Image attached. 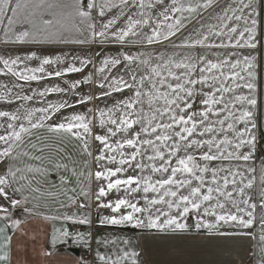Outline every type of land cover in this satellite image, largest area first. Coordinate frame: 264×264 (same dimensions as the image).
Instances as JSON below:
<instances>
[{
  "label": "snow or ice",
  "instance_id": "1",
  "mask_svg": "<svg viewBox=\"0 0 264 264\" xmlns=\"http://www.w3.org/2000/svg\"><path fill=\"white\" fill-rule=\"evenodd\" d=\"M109 9L118 11L105 21V12ZM156 9L161 11L153 19L149 10L155 13ZM209 9L212 12L207 17L208 22L201 23L203 12ZM196 17H200L197 21L200 27L175 47L223 49L224 53L213 52L216 59L202 54L179 59L160 56L155 65L143 58V53L138 56L121 53L126 68L139 61L137 68L143 67L144 72L139 80L132 74L131 84L122 77H111V83H107L108 77L104 78L111 92L123 93L127 88L132 95L106 112L97 110L103 134L94 133L95 114L89 117L73 113L54 125L44 123L50 118L49 108L59 111L71 107L67 103L25 110L23 116L19 112L0 111V118L4 120L0 125L3 127L0 164L4 166L0 171V199L6 202L0 204V264H14V234L22 229V221L12 219L7 205L13 209L27 205L29 197L51 200L59 204V209L70 206L77 209L75 213L43 216L49 221L92 226L94 197L96 221L100 226L131 225L161 232H184L190 228L184 221L194 214L196 230L238 236L248 233L222 232L221 228H251L258 207L253 200L258 198L259 240L264 245V164L259 169L257 184V169L247 163L251 153L244 151L249 147L254 149L257 139L254 134L258 127L254 111L258 103L257 57L243 54L245 49L256 50L258 44L264 46V31L258 39V26L264 24V0H231L230 3L226 0H170V3L119 0L118 4L111 0H0V32L6 44L42 43L53 39L84 44L101 38L100 42L135 45L146 41L152 45L175 37L186 27V21ZM66 33H77L84 38H66ZM33 58L34 54L23 59L0 57V64L6 69L5 74L28 82L43 79L45 66L63 63L60 57H45L36 68L25 65L22 70H16L14 67L24 63V59ZM121 62L119 57H106L98 72L103 74ZM80 63L83 66L90 61L85 59ZM81 70L70 64L49 75L60 77L65 71ZM105 83H100L99 87L104 89ZM71 86L74 88L76 84ZM61 91L63 89L57 86L39 95ZM111 92L103 91L101 95L107 97ZM19 98L32 99L31 96ZM88 99L91 97L77 103L83 104ZM197 99L204 107L199 112L191 111ZM37 113L41 115L34 121ZM22 120L27 123L20 122ZM41 128H46L47 137L42 138L33 131ZM53 138L58 141L57 154L64 152L60 145L66 140L78 145L80 160H74L71 155L53 159L47 154ZM92 141L99 142L98 154L91 150ZM129 168L133 169L131 174H127ZM52 169L60 173L59 191L54 185L47 190L41 186L47 183ZM93 181L98 183L95 190L91 188ZM121 189L125 196L105 202L110 192ZM78 196H83L85 202H79ZM135 196L143 200L142 206L139 201L133 202ZM39 207L38 203L33 205V209ZM33 209L25 207L26 212L38 215ZM86 209L87 214H78ZM101 209L110 210V214L100 215ZM58 237L85 238L83 233L71 234L67 227L54 228L53 244ZM87 237L93 238L91 231ZM96 243L105 251L97 252L94 264H138L139 253L131 249L129 239L104 236L96 238ZM259 257L258 264H264V246L260 248Z\"/></svg>",
  "mask_w": 264,
  "mask_h": 264
},
{
  "label": "rangeland",
  "instance_id": "2",
  "mask_svg": "<svg viewBox=\"0 0 264 264\" xmlns=\"http://www.w3.org/2000/svg\"><path fill=\"white\" fill-rule=\"evenodd\" d=\"M103 2V0H101ZM112 3H119V0H111ZM147 2V0H146ZM227 3H230L231 0H226ZM155 3V0H153ZM165 3H170V0H165ZM226 6V5H225ZM117 9H109L105 12V21L111 18L115 13H117ZM125 12L128 10L125 9ZM153 19L156 18V15L161 11V9H156L155 13H152ZM219 11V10H217ZM212 10L209 9L203 12L204 20L201 23L208 22L207 17ZM200 20V17H196L192 19L190 22L186 21V27L182 28L180 32L177 33L175 37L170 38L168 41H161L158 44L148 45L145 42L139 44H120L116 42H100L101 38H97L95 41L91 43H61L55 39L51 41H45L42 43H24V44H14V43H4L3 33L0 32V47L14 49L17 52L16 56L21 57L22 59L33 55L34 57L31 60L24 59V63L18 64V70H22L25 65L28 68H36L40 65L41 59L47 57L51 59H55L56 57H60L63 63L54 64L52 66H45L44 78L37 81H28L25 82L16 78L14 83L3 82L0 79V97H3L0 100H4L5 102H0V111H8L11 113L19 112L21 116L25 114V110H33L37 108H49L50 105H59L62 103H67L71 105V107H65L60 109L59 111H55L52 108H49L48 116L49 119L45 120V122L50 123H59L62 122L64 117L70 116L73 113L87 114L89 117H92L93 114L96 115L94 133L95 134H103L104 129H102L99 125V116L97 110H104L112 108L114 104H116L120 100H124L127 97L132 95L131 92L128 91L127 88L124 89L123 93L111 92V89L107 87V83H111V77L123 78L124 81L129 84L132 83L131 75L135 74L136 79L139 80L140 74L144 72V68H137L139 61L132 64L130 68H126L125 63L123 62L121 53H127L131 55H139L140 53L144 54L143 58L150 59L151 63L155 65L159 61L157 57L163 56L165 59L168 57H173L175 59H179L182 56L191 55L193 57L197 56V54L205 55L211 59H216L215 56L212 55L213 52L224 53L225 50H216L213 49L208 51L207 49H202L197 47L196 49H182L178 46L182 43V41L186 38H189L194 35L195 30L200 27V23L197 21ZM214 22V21H212ZM97 28H99V18H97ZM264 31V24L258 26V39H260V32ZM66 38H80L77 33H66ZM43 39V38H41ZM91 39V37H89ZM134 39V38H129ZM262 44H264V40H262ZM239 51V50H237ZM179 54V55H178ZM243 54L247 55H255L257 57L256 60V83H257V108L254 110L256 115V120L258 127L254 130V134L256 135V146L255 148H245L244 151L251 153V159L247 162L248 166L255 167L257 169V181L259 183V169L262 164H264V46L258 44L256 50H243ZM119 57L121 58V64L117 65L115 68L109 67L104 71L103 74L98 72V69L103 67V60L105 58ZM89 60L90 63L86 65H81V60ZM74 65L82 70L80 72H64V74L60 77H56L55 75H49V73H54L56 70H64L68 65ZM5 71V70H2ZM1 71V72H2ZM31 74V73H30ZM37 75H40L37 73ZM108 77L109 80L105 83L104 78ZM87 80V82H85ZM79 82V83H77ZM75 83L76 87H72L71 85ZM100 83H105V88L101 89L99 87ZM60 87L63 89L61 92H45V95H39L40 92L45 91L47 88ZM197 90H199V85L196 86ZM103 91L111 92L110 96H103L101 93ZM243 92H247L246 89L242 90ZM31 96V100H23L19 97ZM91 97L85 101V103L80 104L77 101L85 98ZM194 108L191 111L199 112L203 109V104L199 102V99L193 101ZM13 107L16 109L14 110ZM89 109H92V112H89ZM147 109H145L146 111ZM118 114V113H116ZM41 115L37 113L33 120L35 121L38 116ZM3 119V118H0ZM107 119V117H105ZM27 123L26 121H20ZM19 123V122H18ZM1 125V124H0ZM139 127L138 125L136 126ZM242 127V125H239ZM0 134H3V127H0ZM111 142V140L109 141ZM91 150L94 154H98L99 142L92 141L90 142ZM2 147V145H0ZM119 159V156H117ZM139 159V157L137 158ZM103 163V162H102ZM95 171V167H94ZM133 169L129 168L127 174H131ZM137 174H139L137 172ZM106 183V182H105ZM98 183L93 181L91 184L92 189H96ZM112 194H108L105 200L114 201L117 197L125 196L123 189L119 192L113 190ZM131 198V197H129ZM139 201L140 205H143V200L140 199V196H135L133 202ZM257 204V212L256 219L254 221L253 226L250 228L256 237V252L254 253L255 262L258 264L259 261V253L260 248L264 245L261 244L259 240L261 225L259 223V199L256 198L253 200ZM191 220L192 224L196 223L195 215H190L185 223Z\"/></svg>",
  "mask_w": 264,
  "mask_h": 264
},
{
  "label": "crops",
  "instance_id": "3",
  "mask_svg": "<svg viewBox=\"0 0 264 264\" xmlns=\"http://www.w3.org/2000/svg\"><path fill=\"white\" fill-rule=\"evenodd\" d=\"M17 52L14 49L0 47V57L15 58ZM18 70L17 65L14 66ZM5 70V71H2ZM2 71V72H1ZM6 69L0 64V79L3 82L14 83L17 77L10 73L5 74ZM4 103V100H0ZM14 110H16L13 107ZM12 113V111H11ZM16 113V112H13ZM0 124H4V120L0 119ZM46 125L56 124L45 122ZM36 135L42 138L48 136L46 128L33 130ZM49 143L52 144L48 150L49 155L53 159L59 156L71 155L74 160H80V149L67 140L60 145L64 149L63 153L57 154L56 147L58 141L53 138ZM3 164H0V171L3 170ZM71 168L72 165L69 164ZM94 171V167H93ZM47 183H42V189L47 190L54 185L55 190L60 189V173L54 169L50 170L47 176ZM75 180H73V184ZM87 187L88 182L83 181ZM94 190V189H93ZM79 187H77V193ZM109 194H112L111 192ZM107 197V196H106ZM104 198V200L106 199ZM14 198L19 199V196ZM30 203L27 205L21 204L17 208L9 207L12 219L22 221V229L14 234L13 240V261L14 264H94L96 262L97 252H104V248H98L96 238L107 236L109 239L121 238L131 241V249L139 253L138 264H256V237L254 232L249 229H234L228 226L221 228L222 232H237L244 231L248 235H218L209 233L207 230H196L192 221H188L190 226L188 231L161 232L157 229L133 228L131 225L123 226H100L96 221L95 216V198H92V219L93 225H74L71 222L63 220L49 221L44 220L45 215H58L64 213H75V206L59 209L58 203H53L51 200H32L29 197ZM65 204H68L66 198H61ZM78 201L84 203V197L78 196ZM109 200H105L108 202ZM39 204L40 207L33 209V205ZM0 204L6 202L0 199ZM25 207L33 209L38 215H32L25 211ZM59 209V211H58ZM88 210H83L78 214H87ZM110 210L101 209L100 215H109ZM67 227L71 234L83 233V240L63 239L58 237L53 244V230ZM11 231V230H10ZM92 232L93 238L89 239L87 234ZM70 249H78V253ZM47 252L48 254H43ZM84 252L88 253V259H83Z\"/></svg>",
  "mask_w": 264,
  "mask_h": 264
},
{
  "label": "built area",
  "instance_id": "4",
  "mask_svg": "<svg viewBox=\"0 0 264 264\" xmlns=\"http://www.w3.org/2000/svg\"><path fill=\"white\" fill-rule=\"evenodd\" d=\"M82 258L85 259V260L88 259V253L84 252L83 255H82Z\"/></svg>",
  "mask_w": 264,
  "mask_h": 264
},
{
  "label": "water",
  "instance_id": "5",
  "mask_svg": "<svg viewBox=\"0 0 264 264\" xmlns=\"http://www.w3.org/2000/svg\"><path fill=\"white\" fill-rule=\"evenodd\" d=\"M70 250H72L75 253H78V249H70Z\"/></svg>",
  "mask_w": 264,
  "mask_h": 264
}]
</instances>
